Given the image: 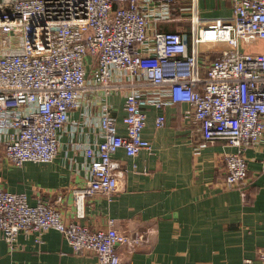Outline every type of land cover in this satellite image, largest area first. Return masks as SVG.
Listing matches in <instances>:
<instances>
[{
    "label": "built area",
    "instance_id": "1",
    "mask_svg": "<svg viewBox=\"0 0 264 264\" xmlns=\"http://www.w3.org/2000/svg\"><path fill=\"white\" fill-rule=\"evenodd\" d=\"M227 2L230 16L203 22L198 0H0V144L10 164L51 163L60 148L59 133L73 111L97 106L102 141L88 144L83 156L89 176L72 191L73 221L39 198L0 186V238L10 249L18 234L40 236L55 230L74 254L91 253L98 264H124L117 248L140 245L142 238L119 232L110 221L90 230L80 220L85 203L111 197L119 188L123 150L135 158L151 151L142 137L146 107L184 103V118L200 136V145L223 141L234 151L224 155L222 185L247 184L245 153L264 142V53L242 46L264 41V0ZM190 23V35L182 23ZM180 25L164 30L162 26ZM223 43L213 58L201 46ZM166 87L168 100L161 98ZM123 99L121 122L111 96ZM165 124L157 115L155 127ZM261 164L264 167V145ZM242 264H253L245 260Z\"/></svg>",
    "mask_w": 264,
    "mask_h": 264
},
{
    "label": "crops",
    "instance_id": "2",
    "mask_svg": "<svg viewBox=\"0 0 264 264\" xmlns=\"http://www.w3.org/2000/svg\"><path fill=\"white\" fill-rule=\"evenodd\" d=\"M198 12L203 22L227 18L231 13L227 2L215 0H198ZM181 26L169 24L161 29ZM226 48V44L217 43L203 45L201 51L213 58ZM245 51L264 53V41L257 52ZM160 93L168 100L166 87L160 88ZM108 102L117 118L118 133L123 135V99L113 95ZM189 109L184 103L160 110L145 108L142 137L150 142L151 151L142 150L135 158L123 150L113 155L120 164L119 188L109 198H88L80 223L97 230L111 221L128 237L140 236V245L117 248L124 264H242L245 260L264 264V142L245 153V187L227 189L222 185L223 157L234 148L223 141L201 146L196 128L184 118ZM97 114V106L70 113L77 127L67 125L61 130L59 152L51 163L26 162L16 167L2 149L0 186L9 192L26 193L31 205L41 198L55 205L65 222L73 221L76 208L72 191L82 187L89 176L83 148L102 141ZM159 114L164 115L165 124L156 128ZM39 239L36 242L34 235L18 234L10 249L0 238V264H98L94 254H74L55 230Z\"/></svg>",
    "mask_w": 264,
    "mask_h": 264
},
{
    "label": "rangeland",
    "instance_id": "3",
    "mask_svg": "<svg viewBox=\"0 0 264 264\" xmlns=\"http://www.w3.org/2000/svg\"><path fill=\"white\" fill-rule=\"evenodd\" d=\"M180 25H183V27L186 28L187 32L190 35V28H191L192 25L189 22L188 23H184V24H180ZM262 42L263 41H258V42H255L254 44L253 43L250 44L249 46L244 45V46H242V48H244V49H246V50H248L250 52L251 51L257 52L259 50ZM2 149H3V146H2V144H0V158H1V156H3V150Z\"/></svg>",
    "mask_w": 264,
    "mask_h": 264
}]
</instances>
